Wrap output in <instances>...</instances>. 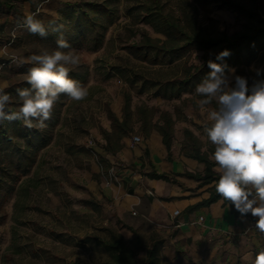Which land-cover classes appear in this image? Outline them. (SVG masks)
I'll return each instance as SVG.
<instances>
[{
	"label": "rangeland",
	"instance_id": "obj_1",
	"mask_svg": "<svg viewBox=\"0 0 264 264\" xmlns=\"http://www.w3.org/2000/svg\"><path fill=\"white\" fill-rule=\"evenodd\" d=\"M84 1L87 0H49L39 12L37 8L43 0H14L13 8L0 5V65L4 66L0 70V85L7 84L6 91L13 96L11 110L19 107L16 89L29 87L24 75L32 65L19 62L27 61L44 48L54 49L61 34L81 58L79 67L70 72V77L89 89L87 99L81 102L62 95L43 130H29L21 121L3 123L7 131L0 137V264H108V252L91 236L109 237L111 230L119 231L120 222L98 197L99 176L103 173L92 170L97 157L92 148L99 145L97 133L107 120V109L117 100L124 104L125 93L131 95L133 107L145 102L176 118L178 115V119H186L178 122L173 135L179 147L188 142L185 129L191 124L205 139L206 116L199 109L200 97L195 94V88L193 92H183L180 98L168 99L157 93L158 87L152 86L151 81L145 85L134 76L137 73L143 79L166 81L180 76L185 63L200 65L203 56L218 54V48L207 53L195 50L188 62L184 57L166 65L137 59L124 47L139 38L125 41L129 28L145 27L151 35L164 37L142 20L146 0H110L116 16L102 42L96 46L93 40L97 29H85V37L71 43L77 31L65 27L53 32L48 22L55 20L57 25L63 26L65 19L61 10ZM223 1L162 0L166 11L181 24H189L187 18L194 17L203 32L212 36L251 31L263 25L246 13L224 6ZM237 1L258 10L264 17V6H261L264 0ZM27 13H36L45 23L46 37L15 29L17 20ZM260 46H264V39L256 45L258 51L251 60L248 46L243 45L236 64L229 65L233 61L229 57L214 62L227 63L236 69V75L248 78L251 85L257 78L254 69H264V48ZM71 145L75 153L67 151ZM158 226L155 231L149 222L143 221L137 230L146 246L159 240L161 264H192L185 250L172 241L176 232L168 231L163 224ZM131 236L127 238L128 243L138 249L139 257L144 256L145 251L137 248L132 239L134 233Z\"/></svg>",
	"mask_w": 264,
	"mask_h": 264
},
{
	"label": "crops",
	"instance_id": "obj_2",
	"mask_svg": "<svg viewBox=\"0 0 264 264\" xmlns=\"http://www.w3.org/2000/svg\"><path fill=\"white\" fill-rule=\"evenodd\" d=\"M123 106L117 100L110 109L122 119ZM181 120L186 119H176L174 134ZM138 127L122 137L118 150L108 151L103 130L111 131L112 121L107 113V120L97 133L99 145L92 148L95 156L98 157L96 152L100 153L104 162L97 157L93 162L92 170L103 173L99 176L98 197L115 213L120 222L119 232L130 238L133 231L129 226L137 229L140 223L147 221L158 231V225L163 224L168 231L176 232L172 241L185 250L192 264H253L255 254L264 248V236L256 231L254 218L250 214L241 217L221 197L205 202L215 190V181L191 175H204L207 168L205 161L193 155V136L199 138L201 151L207 152L209 157L213 146L207 144L193 124L185 129L188 142L179 147L173 137L170 149L159 130L152 129L145 134ZM136 134L141 135L142 140L133 143ZM95 181L92 179L93 183ZM176 209L181 210L178 216L173 214Z\"/></svg>",
	"mask_w": 264,
	"mask_h": 264
},
{
	"label": "clouds",
	"instance_id": "obj_3",
	"mask_svg": "<svg viewBox=\"0 0 264 264\" xmlns=\"http://www.w3.org/2000/svg\"><path fill=\"white\" fill-rule=\"evenodd\" d=\"M48 2L43 0L37 12ZM48 24L53 32L61 31L62 25L55 20ZM15 29L48 35L36 13L17 20ZM230 54L229 50L221 51L216 59L223 61ZM19 63L32 65L24 75L29 87L16 89L19 107L11 110L13 96L6 91L7 84L0 85V124L21 121L29 130H43L62 95L74 102L84 101L89 95L86 85L70 77L81 58L62 34L54 49L44 48ZM207 66L210 71L196 84L195 94L206 116L205 139L214 148L209 159L215 162L219 176L214 182L215 191L241 217L250 214L256 231L264 236V78H259L264 76V69H254L257 78L249 85L248 78L236 75V69L227 63L209 60ZM3 67L0 65V70ZM253 264H264V248L255 254Z\"/></svg>",
	"mask_w": 264,
	"mask_h": 264
},
{
	"label": "trees",
	"instance_id": "obj_4",
	"mask_svg": "<svg viewBox=\"0 0 264 264\" xmlns=\"http://www.w3.org/2000/svg\"><path fill=\"white\" fill-rule=\"evenodd\" d=\"M109 1L87 0L80 4H69L68 7L61 10L65 19L62 28L69 27L70 30L78 32V35L72 38L71 43L78 41L80 37H85V29H97L98 33L93 37V40L97 44L96 46L102 42L106 30L114 22L116 16V9L110 5ZM14 3V0H0V5L5 4L8 8H13ZM223 5L246 13L263 25L251 31H237L232 34L223 33L219 36H212L203 32L204 29L197 25L194 17H188L187 21L189 24L183 25L166 11L162 0H146L142 6L144 11L142 20L150 24L155 32L163 34L164 37L151 35L150 31L145 27L129 28V35L125 41L136 36H139V38L129 44H124V47L137 59L153 65L172 64L184 57L185 62H188L193 51L203 50L207 53L213 48H218V54L221 51L229 50L231 53L229 58L233 59L229 65H234L236 64L235 59L242 55L241 50L243 45L248 46L247 52L249 60H251L258 51L256 45L264 39L263 15L258 10L247 7L237 0H224ZM261 6H264L263 2H261ZM260 48H264V46H260ZM216 56L217 53L203 56L204 60L200 65L185 63L180 76L167 79L166 81L150 80V78L143 79L137 73H135L134 77L135 79H142L145 85L151 81L152 86L158 87L157 93L161 94L164 98H180L183 92L194 91L196 84L210 71L207 62L209 60H216ZM159 111L158 107L150 106L145 102L133 108L131 95L125 93L122 119L110 108L107 109L108 117L112 121V130H103V134L107 139L105 149L108 151L118 150L122 145L120 142L122 137L134 131L136 125H139L138 129L145 134H149L152 129L159 130L163 135L164 142L170 149L174 135V124L179 116L177 115L175 119L170 112L161 110L159 116L156 118ZM6 131V126L0 124V137ZM188 133L191 134V132ZM193 141V155L205 161L207 168L204 175L199 173H191V175L208 182L218 180V173L213 170L215 162L209 159L207 152L201 151L199 138L193 136ZM67 151L75 153L72 145L68 147ZM210 151L212 153L214 148L211 147ZM96 153L101 163H104L100 159V153ZM155 176L166 177L164 174H155ZM219 197L214 190L211 197L205 202L216 200ZM233 210L236 211L234 207ZM128 228L134 233V238L132 239L136 243V247L145 251L144 256L139 257L138 249L129 244L124 234L119 231L111 230L109 237L91 236V239L95 240L97 244L108 252V264H161L159 255L161 243L159 240H154L151 245L146 246L143 243L140 232L132 226ZM72 264L81 263L73 262Z\"/></svg>",
	"mask_w": 264,
	"mask_h": 264
},
{
	"label": "built area",
	"instance_id": "obj_5",
	"mask_svg": "<svg viewBox=\"0 0 264 264\" xmlns=\"http://www.w3.org/2000/svg\"><path fill=\"white\" fill-rule=\"evenodd\" d=\"M142 140V136L139 135V134H136L133 136V143H137V142H140ZM181 210L180 209H176L173 214L174 216H178L180 214ZM136 213V212H134ZM200 219L202 220L203 219V216L200 217Z\"/></svg>",
	"mask_w": 264,
	"mask_h": 264
}]
</instances>
